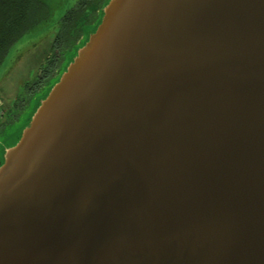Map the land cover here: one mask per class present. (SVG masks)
Segmentation results:
<instances>
[{
    "label": "water",
    "instance_id": "95a60500",
    "mask_svg": "<svg viewBox=\"0 0 264 264\" xmlns=\"http://www.w3.org/2000/svg\"><path fill=\"white\" fill-rule=\"evenodd\" d=\"M69 49L2 150L0 264H264V0H105Z\"/></svg>",
    "mask_w": 264,
    "mask_h": 264
},
{
    "label": "rangeland",
    "instance_id": "374dc122",
    "mask_svg": "<svg viewBox=\"0 0 264 264\" xmlns=\"http://www.w3.org/2000/svg\"><path fill=\"white\" fill-rule=\"evenodd\" d=\"M43 1L49 9L47 19L24 32L9 47L0 63V125L7 117L11 118L6 122L4 131L0 132V161L4 146L16 142L20 123L26 119V112L35 103V99L41 96V87L46 81L33 92L32 86L40 76L52 47L55 43L65 46L69 42L64 34L67 24L64 15L78 0ZM72 53V49H62L57 68L62 70ZM21 100L24 103L19 107Z\"/></svg>",
    "mask_w": 264,
    "mask_h": 264
},
{
    "label": "trees",
    "instance_id": "16d2710c",
    "mask_svg": "<svg viewBox=\"0 0 264 264\" xmlns=\"http://www.w3.org/2000/svg\"><path fill=\"white\" fill-rule=\"evenodd\" d=\"M104 2L105 0H78L64 15L65 23L67 22L64 34L69 42L65 46L55 43L51 51L54 48L57 51L69 48L79 38L82 27L97 19L98 10ZM48 15L49 9L43 0H0V63L9 47L36 23L47 19ZM40 86L33 83L31 92ZM23 103L21 100L19 107L23 106ZM2 127L3 125L0 129Z\"/></svg>",
    "mask_w": 264,
    "mask_h": 264
},
{
    "label": "flooded vegetation",
    "instance_id": "af4514ba",
    "mask_svg": "<svg viewBox=\"0 0 264 264\" xmlns=\"http://www.w3.org/2000/svg\"><path fill=\"white\" fill-rule=\"evenodd\" d=\"M62 49H66V47L65 48H62ZM62 49H60L59 51H57V49L54 48L50 52V55L46 59L45 66L41 69L40 76L34 82V85L35 86H40L44 81H46L54 73L53 70H56L58 63L61 60ZM10 120H11V118L7 117L2 122V124L0 125V127L2 125L4 126L6 124V122H9Z\"/></svg>",
    "mask_w": 264,
    "mask_h": 264
}]
</instances>
